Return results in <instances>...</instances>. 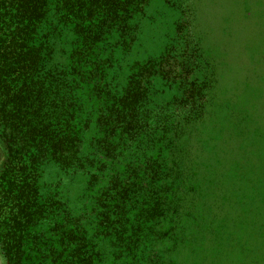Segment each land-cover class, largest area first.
<instances>
[{
  "label": "trees",
  "instance_id": "trees-1",
  "mask_svg": "<svg viewBox=\"0 0 264 264\" xmlns=\"http://www.w3.org/2000/svg\"><path fill=\"white\" fill-rule=\"evenodd\" d=\"M151 1L0 0V264H264V117L210 126L188 17L139 52Z\"/></svg>",
  "mask_w": 264,
  "mask_h": 264
},
{
  "label": "rangeland",
  "instance_id": "rangeland-1",
  "mask_svg": "<svg viewBox=\"0 0 264 264\" xmlns=\"http://www.w3.org/2000/svg\"><path fill=\"white\" fill-rule=\"evenodd\" d=\"M180 14L188 17L187 24L214 71L207 114L210 126L250 106L264 117V0H152V19L143 21L139 52L157 54L160 39ZM258 138L246 142L258 160L255 172L246 174L264 179V141L257 142ZM70 186L74 192L78 189L76 182Z\"/></svg>",
  "mask_w": 264,
  "mask_h": 264
}]
</instances>
